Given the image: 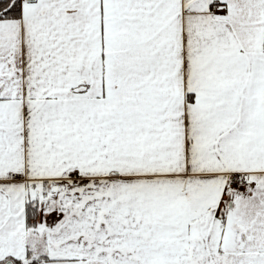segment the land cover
Here are the masks:
<instances>
[{"label":"snow or ice","instance_id":"1","mask_svg":"<svg viewBox=\"0 0 264 264\" xmlns=\"http://www.w3.org/2000/svg\"><path fill=\"white\" fill-rule=\"evenodd\" d=\"M0 264H264V0H0Z\"/></svg>","mask_w":264,"mask_h":264}]
</instances>
